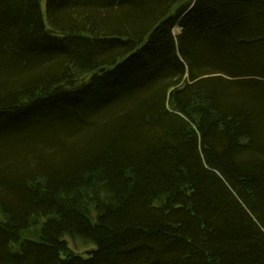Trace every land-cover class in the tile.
<instances>
[{"label":"trees","instance_id":"16d2710c","mask_svg":"<svg viewBox=\"0 0 264 264\" xmlns=\"http://www.w3.org/2000/svg\"><path fill=\"white\" fill-rule=\"evenodd\" d=\"M0 264H264V0H0Z\"/></svg>","mask_w":264,"mask_h":264},{"label":"rangeland","instance_id":"374dc122","mask_svg":"<svg viewBox=\"0 0 264 264\" xmlns=\"http://www.w3.org/2000/svg\"><path fill=\"white\" fill-rule=\"evenodd\" d=\"M43 6L45 9V2L43 3ZM176 32H179V30H176ZM87 77L88 76L81 77L79 79V82L87 80ZM69 244L75 252L80 253V254H87L95 248L93 245L76 242L71 239H69Z\"/></svg>","mask_w":264,"mask_h":264}]
</instances>
